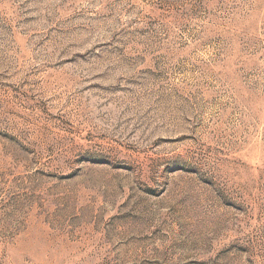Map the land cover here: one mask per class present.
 Masks as SVG:
<instances>
[{
  "label": "rangeland",
  "instance_id": "1",
  "mask_svg": "<svg viewBox=\"0 0 264 264\" xmlns=\"http://www.w3.org/2000/svg\"><path fill=\"white\" fill-rule=\"evenodd\" d=\"M0 264H264V0H0Z\"/></svg>",
  "mask_w": 264,
  "mask_h": 264
}]
</instances>
